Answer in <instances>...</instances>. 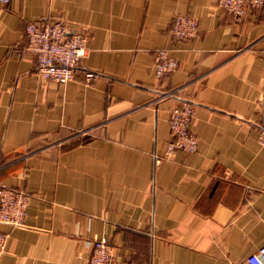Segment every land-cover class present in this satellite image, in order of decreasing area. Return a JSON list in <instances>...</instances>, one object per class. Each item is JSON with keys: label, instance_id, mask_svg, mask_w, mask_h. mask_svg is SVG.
Listing matches in <instances>:
<instances>
[{"label": "crops", "instance_id": "obj_1", "mask_svg": "<svg viewBox=\"0 0 264 264\" xmlns=\"http://www.w3.org/2000/svg\"><path fill=\"white\" fill-rule=\"evenodd\" d=\"M219 1L0 10V184L30 195L23 226L0 224V264H83L96 240L115 264H242L264 244V6L237 23ZM179 15L199 21L195 38L173 36ZM53 21L87 44L65 84L42 79L28 51V24ZM158 50L179 64L161 79ZM183 102L198 151L166 158Z\"/></svg>", "mask_w": 264, "mask_h": 264}, {"label": "built area", "instance_id": "obj_2", "mask_svg": "<svg viewBox=\"0 0 264 264\" xmlns=\"http://www.w3.org/2000/svg\"><path fill=\"white\" fill-rule=\"evenodd\" d=\"M11 0H0V10ZM222 9L237 23L242 22L253 9L264 6V0H220ZM199 21L188 15H179L173 22V36L178 40H189L197 36ZM28 51L35 57L37 72L46 81L65 84L74 80L81 60L87 55L86 39L82 34L71 33L69 27L60 21L32 22L26 28ZM178 61L168 50H158L155 56V76L158 79L172 74L178 68ZM86 78H94L92 72ZM169 96V94H166ZM196 107L183 102L170 112L171 139L167 144L166 158L174 152L194 154L198 151V137L191 131ZM259 142L264 145V121L259 132ZM30 195L0 184V224L20 227L25 223ZM8 235L0 231V260L6 252ZM83 264H115L114 256L105 240H96L90 257ZM242 264H264V244Z\"/></svg>", "mask_w": 264, "mask_h": 264}]
</instances>
